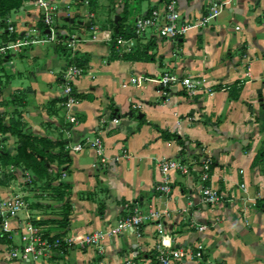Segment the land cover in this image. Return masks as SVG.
Segmentation results:
<instances>
[{
	"label": "crops",
	"instance_id": "crops-1",
	"mask_svg": "<svg viewBox=\"0 0 264 264\" xmlns=\"http://www.w3.org/2000/svg\"><path fill=\"white\" fill-rule=\"evenodd\" d=\"M224 1L177 0L182 20L189 22L206 14L212 2ZM158 2L94 0L95 9H87L94 13L89 19L78 3L60 0L61 10L73 8L75 17L91 21L87 32L79 33L84 40L74 48L84 68L74 84L78 124L67 121L59 97L61 71L75 56L65 59L58 46L36 44L21 52L30 50L32 70H23L12 59V77L0 85V117L8 125L14 116L23 133L44 138L34 144L47 160V173L37 177L23 165L11 169L12 164L0 161V197L19 194L28 203L18 218L0 220V264H24L8 257V251L20 244L19 221L78 240L112 225L134 206L143 213L151 207L169 213L160 237L166 248H191L201 242L207 249L205 259L211 262L264 264V0H232L217 17L176 40L149 29L125 53L133 58H122L115 46L112 53L118 20L121 33L132 32L135 18ZM6 18L21 34L42 27L31 0ZM167 72L202 76L213 91L188 95L175 85L165 96L155 84L129 82L131 77ZM114 116L118 123L107 121L101 128V118ZM96 135L102 136L107 157L120 155L122 149L130 156L95 169L92 150H65L67 143ZM56 141L61 145L53 146ZM19 145L15 135L0 132L1 154L13 156ZM199 145L213 159L209 184L224 193L223 204L200 203L201 184L195 173L171 172L170 196L156 189L162 177L159 161L199 160ZM22 169L32 173L31 183L23 180ZM190 218L207 229L191 228ZM160 238L156 227L146 223L140 236L125 231L98 246L74 245L56 252L45 264H160L155 257ZM172 264L204 262L180 259Z\"/></svg>",
	"mask_w": 264,
	"mask_h": 264
},
{
	"label": "built area",
	"instance_id": "built-area-1",
	"mask_svg": "<svg viewBox=\"0 0 264 264\" xmlns=\"http://www.w3.org/2000/svg\"><path fill=\"white\" fill-rule=\"evenodd\" d=\"M38 8V18L42 24L41 28L33 27L28 32L21 34L15 25L6 17H0V26L2 32L0 35H5L7 41H0V69L6 67L13 71L14 66L12 57L15 52H23L25 48H29L36 44H53L56 40L62 42L61 34L57 32L56 26L52 24L53 12L62 9L60 0H31ZM80 6L89 7L90 0H78ZM232 0L224 2H212L209 10L201 16L196 22L182 20L177 0H159L158 4L141 16L135 18L133 23L134 36L132 37H117L115 40L116 51L122 55L129 53L135 46V38L142 36L149 29H155L156 33L166 39L176 40L185 36L191 29L199 28L205 25L209 20L217 17L223 7ZM84 5V6H83ZM80 8V9H81ZM63 10H60V12ZM68 11V10H65ZM67 16L70 14L67 12ZM87 18L94 17V13L86 9ZM238 28V27H236ZM48 29V32L44 30ZM44 34V35H42ZM68 48L75 46L84 39L78 35L68 37ZM95 40V36H92ZM84 74V68L78 65L75 61H68L63 67L60 74V106L63 108L67 121L71 124H78V118L75 114V106L78 102L77 93L75 91V82ZM0 75H3L0 73ZM246 75H250L249 69ZM129 82L136 86H141L145 83H152L160 87L163 95H167V90L171 86L180 85L188 95H194L201 90L211 93V85H206V80L202 76H180L174 72L163 73L159 76H136L131 77ZM138 105H133L137 108ZM107 121L118 123L119 118L113 117L110 120L100 119V126L105 127ZM83 149L93 151L95 160L92 164L93 168L99 169L100 166H105L108 162H118L121 158H128L129 152L127 149H122L120 155L107 157L105 154V143L101 135H96L91 138H85L81 143H67L66 151L78 152ZM199 152V160L184 161L178 158L163 157L159 161V168L162 174L161 180L157 183L156 189L165 196H170V173L179 172L190 176L193 173L197 175L200 182V203L210 207L223 204L226 201V196L219 189L209 184L211 178V170L213 165L212 157L207 153L203 145L197 147ZM14 167L11 166V169ZM23 180L31 183V176L22 169ZM65 177V173L61 174V178ZM28 203L24 196L19 194L0 197V220L6 221L10 218H18L20 212L27 210ZM169 216V213L161 212L155 208H149L146 213H143L138 206L128 209L127 214L118 218L112 225L104 229H96L93 232L81 236L80 239L70 238L68 236L51 235L43 231V229L31 221H19L20 244L13 246L8 251V257L24 264H45L52 256L61 249H68L77 245L83 246H98L104 239H111L125 231H132L140 236L142 226L146 223H152L156 227L159 238L164 232L163 220ZM29 217V216H28ZM189 226L197 231H204L207 225L198 223L189 219ZM156 259L160 264H172L173 260L189 259L194 262L202 261L204 264H224L220 262H211L205 259L207 255L206 247L201 243H195L193 247H177L166 248L162 239L156 243ZM127 264H131L127 262Z\"/></svg>",
	"mask_w": 264,
	"mask_h": 264
},
{
	"label": "trees",
	"instance_id": "trees-1",
	"mask_svg": "<svg viewBox=\"0 0 264 264\" xmlns=\"http://www.w3.org/2000/svg\"><path fill=\"white\" fill-rule=\"evenodd\" d=\"M25 0H0V17L5 18L12 10H16L21 7ZM94 0H90V4H93ZM115 31L112 35V53H115L114 43L117 37H132L134 32L129 31L121 33L120 31V20L114 25ZM133 30V29H132ZM116 55V54H115ZM123 54L122 58H133V56ZM75 56V62L83 66V63L79 62L77 55ZM0 117V132H10L12 135H15L19 140L20 145L17 148V153L13 156H9L4 153H0L1 165L12 164L14 168H18L23 165L25 168L30 169L35 176L42 177L47 173V160L40 151L36 149L34 143L43 141L42 137H35L28 133L22 132V124L14 116L10 119L8 125H5L2 122ZM49 141V140H46ZM51 142V141H50ZM62 142H52V145H61ZM63 156V155H62ZM260 205V203H259ZM35 224V223H34ZM156 264V262H155Z\"/></svg>",
	"mask_w": 264,
	"mask_h": 264
},
{
	"label": "rangeland",
	"instance_id": "rangeland-1",
	"mask_svg": "<svg viewBox=\"0 0 264 264\" xmlns=\"http://www.w3.org/2000/svg\"><path fill=\"white\" fill-rule=\"evenodd\" d=\"M73 2L78 3L80 6H82L81 2H79L78 0H73ZM101 4H102L101 2H99V4H97V6H96V10L97 11L101 8ZM95 5H96V3H95ZM76 6H78V5H76ZM76 6L74 5V8H76ZM94 6H92L90 4L89 7L85 6L84 9H90V10L93 11L95 9ZM60 10L61 9L59 8V11L53 12L52 24H53V26H56L57 32H59L61 34V38H63L62 42L59 41V40H56V43H53V44H42V45H40V47L42 46V47L45 48V47H49L51 45L58 46V50H59L60 54L62 56H64V58L66 59L70 55H73V56L77 55V53H75V50L73 48H68L67 47V44H68V40L67 39H68V37H70L72 35L78 36V35H80L79 33L87 32V30H88L87 28L88 27H84L83 25L77 24L76 21L80 20V19L75 17V13L73 11V8H71L68 11L63 10V11L60 12ZM67 12L70 14V16L66 15ZM67 17L73 18L74 22L73 23H68V22L64 21V18H67ZM82 17H83L82 20L84 21L86 19V16H82ZM93 21L96 22L97 20L93 19ZM36 24H38V23L36 22ZM42 35H44V34H42ZM1 40L7 41L8 39L4 35H0V41ZM35 47H36V45L32 46V48H35ZM29 52H30V50H27L25 55L21 54V52H15L14 53L12 59H13L14 63L16 64V66L22 67L23 70L24 69L32 70L33 67H32V61L30 59ZM72 61H74V60H72ZM12 72L13 71L9 70L6 67H2L0 69V73L3 74V75H0V85L1 86H3L4 80L6 78L12 77L11 76ZM30 174L32 176V173H30Z\"/></svg>",
	"mask_w": 264,
	"mask_h": 264
},
{
	"label": "water",
	"instance_id": "water-1",
	"mask_svg": "<svg viewBox=\"0 0 264 264\" xmlns=\"http://www.w3.org/2000/svg\"><path fill=\"white\" fill-rule=\"evenodd\" d=\"M115 19H116L115 22H117L118 17H116ZM66 21H69L70 23H73L74 19L73 18H66ZM76 22H77V24L83 25V26H86V27H90L91 26V21L84 22L83 20H77ZM44 31L48 32L49 30L46 29Z\"/></svg>",
	"mask_w": 264,
	"mask_h": 264
}]
</instances>
